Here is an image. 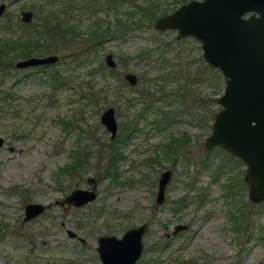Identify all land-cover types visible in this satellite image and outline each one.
<instances>
[{
    "label": "rangeland",
    "instance_id": "rangeland-1",
    "mask_svg": "<svg viewBox=\"0 0 264 264\" xmlns=\"http://www.w3.org/2000/svg\"><path fill=\"white\" fill-rule=\"evenodd\" d=\"M43 1L6 0L11 3L7 11L9 15L16 13L19 18L23 8L32 5L46 8L48 5H43ZM171 1L59 0L58 7L64 16L57 17H65L66 23L81 37H87L94 27L113 26L118 18L127 17L126 12L145 19L146 15L137 12L134 4L156 3L158 10L154 9L156 17L152 26L106 36L83 64L70 60L59 62L56 67L63 69L68 83L55 91L34 66L16 68L5 77V82L0 72V81L10 85L11 92L6 101L0 100V106L10 103L19 110L16 114L0 110V264H101L96 251L98 236H120L127 228L143 222L148 224L143 235V251L136 264H264V201H252L247 185L241 188V181L233 185V195L224 188L229 177L236 183L241 180L245 167L219 146L210 150L203 148L211 126L201 129L186 114L177 116L166 126L155 121L160 116L159 109L173 112L179 106L178 97L172 94L177 83L170 72L183 65L178 56L189 60L202 55L200 42L194 37L172 42L175 30L161 32L154 27V20L161 15L164 6L171 9ZM18 27L17 21L16 27L0 25V39L19 38L24 29ZM160 42H171V45L166 49L164 45L155 47ZM142 47L152 48L151 59L141 60L136 56ZM107 52H112L117 61L116 74L124 78L126 71H132L137 74L138 82L135 90L122 88L115 76H106L96 69V87L109 84L110 88L106 102L97 110L81 96L83 81L88 78V65L97 68L99 61L106 65ZM50 53L62 56L64 52L52 49ZM160 56L167 60L156 59ZM169 61L175 64H167ZM159 73L168 78L158 82L163 84L164 90L158 92L160 99L155 102L158 108L144 110L135 133L121 145L124 158L117 164V180H99L102 151L110 138L100 122L102 110L112 105L119 127L127 123L143 110L140 99L134 100L138 96L136 90L142 89L145 79L150 81L153 91L157 86L154 78ZM214 90V81L204 77L191 85L189 102L194 107L196 96L207 98L214 94L217 97L223 85L218 92ZM215 106L218 108L219 104ZM79 111L84 129L80 140L89 147L91 166L82 176L69 179L62 175L56 182L54 172L71 160L78 138L75 129H63L59 120L71 118ZM180 131H186L190 138L187 146L191 150V161L187 164L180 160L174 164L162 151L163 144ZM168 168L172 176L164 200L157 203V181ZM90 176L95 182L87 180ZM77 187L94 188L96 199L75 206L68 195ZM184 194L188 196L187 203L178 208L175 201ZM28 202L41 203L44 210L24 219ZM238 205L246 212L242 223L248 222L245 230L233 227L231 213H237ZM80 218L83 226L77 225ZM178 223L187 224V228L173 235ZM68 229L75 231L76 236H69Z\"/></svg>",
    "mask_w": 264,
    "mask_h": 264
},
{
    "label": "water",
    "instance_id": "water-1",
    "mask_svg": "<svg viewBox=\"0 0 264 264\" xmlns=\"http://www.w3.org/2000/svg\"><path fill=\"white\" fill-rule=\"evenodd\" d=\"M4 3H0V14ZM32 12L22 10L21 18L31 20ZM157 30L177 29V37L192 36L200 42L202 56L207 64L217 68L224 78L222 93L216 97L219 108L213 115L209 133L203 148L219 146L244 164L243 179L248 196L254 202L264 201V0H190L173 11L154 20ZM58 54L30 56L18 59L16 67L52 64ZM105 64L117 66L112 52L105 55ZM130 85L138 82L132 71L124 73ZM100 122L114 137L118 130L115 108L105 107ZM2 139L0 137V144ZM172 170L165 169L158 178L155 200L161 203ZM88 181L95 182L93 177ZM70 199L76 206L85 205L97 197L94 188L77 187L70 191ZM44 205L28 202L24 219L41 213ZM147 223L143 222L115 234H101L97 238L96 251L101 264H136L143 251V235ZM187 228L178 223L173 233ZM71 237L76 232L68 229ZM85 242L84 238H80Z\"/></svg>",
    "mask_w": 264,
    "mask_h": 264
},
{
    "label": "trees",
    "instance_id": "trees-1",
    "mask_svg": "<svg viewBox=\"0 0 264 264\" xmlns=\"http://www.w3.org/2000/svg\"><path fill=\"white\" fill-rule=\"evenodd\" d=\"M42 4L48 5L47 7L50 5V7L49 9H47V7L38 9L39 20L37 23L23 24L17 21V24L24 29L22 34L18 36L19 38L6 37L0 39V72H2L1 75L4 80L5 77L9 76L11 72L16 69L14 63L16 58H25L32 55L45 54L51 52L52 49L62 51L64 53L62 56H59V59L56 62L49 64L47 67H44L43 65L36 66V70L46 76V82L52 91L62 88L64 84L68 83L66 78L67 75L64 73L63 69L56 67L59 62L63 61V63H67L70 60L78 64H83V62L87 61L92 51L95 50L94 48H96L106 36L123 35L139 29L144 25L152 26L153 19L156 17L154 9L158 10L156 3H149L148 5L134 4L137 12H143L146 15V17H144L145 19H143V16L141 15L139 17H135L132 12H126L125 14L127 17L124 19L118 18L113 26L107 25L105 28L99 26L94 27L89 31L87 37H81L79 33L75 32L72 25L66 23L65 17H57V15L60 14L64 16L61 8L58 7L59 0H44ZM166 11L167 9L163 8L161 14ZM41 13L42 15H40ZM172 42H179V40H176L174 37ZM160 43L161 44H156L155 47L162 48L161 45H164L166 46V49L169 45H171V42H165L164 44H162V42ZM151 50L152 48L142 47L138 50V52H136V56L141 60L145 57L151 59ZM161 51L164 50L161 49ZM160 58L162 60H167V58L161 56L156 59ZM178 59V61L182 60L183 65H180V67L178 66L177 69H173L170 72L172 73L171 77L175 79L177 83V88L173 90L172 94H174L175 97H178L179 106L173 112H166L163 109H159L160 116L156 118L155 121L160 123L162 126H166L168 123L172 122L173 119L177 118V116L186 114L190 119H194L201 129H206L205 127L208 129L211 126L214 113L219 108H216L215 106L216 97L214 94L213 96H208L207 98H198L196 96L194 99L195 105L193 107V105L189 102L192 100V98H190L192 95L191 85L196 81L202 80L204 77L205 80L211 78L215 83L214 91L218 92L220 87L223 85L222 75L217 68L207 64L201 54L198 57L193 56L192 58H189V60H184L185 58L183 59L180 56H178ZM167 64L173 66L175 62L169 61ZM88 67V78L83 81L84 91L81 96L84 98L86 103H90L95 106L97 110L100 109L106 102L110 88L109 84L96 87V69L104 73L106 76L109 74L115 76L117 78L118 85L122 88H130L131 90H135L136 88L137 84L133 86L128 85L127 81L123 77L116 74V67L110 68L104 65L102 61L98 62L97 68L89 65ZM167 78H165V76L161 73L155 76V82L153 83L157 86L153 90L154 92L150 90V81L145 79L142 89L136 90L138 99L134 98V100L136 99L138 101L140 99V102L143 103V110L142 112H138L136 116L131 117L127 123H123L120 127L118 125V132L115 138H109V140L106 141L105 150L102 151L101 157L102 168L97 173L99 180H104L105 178H109L112 181L117 180V164L120 159L124 158L121 145L135 133L138 119L144 116L143 111L145 110L146 112V110L158 108V106L155 105L156 100L160 99L158 92L160 91L161 93L164 91L163 84L158 82L161 79L166 80ZM3 80H1L2 82L0 81V100L6 101V98L10 96L11 92L9 91L10 85H5V80L4 82ZM153 83H151V85H153ZM162 97L163 96H161V99ZM206 104L208 105V108H206ZM0 110L12 111L15 114L19 111L16 110V108L10 103H7L6 106H0ZM80 114L81 112L79 111L71 118L62 117L59 120L63 129H75L78 138H76L74 143L71 160L54 172L53 177L56 182L60 181L59 179L62 175L69 179L75 176H82L89 166H91L90 162H88L90 154L89 147L84 143L82 144L80 140L84 131L81 126L83 121ZM189 139V135L186 131H180L178 136H171L170 139L163 144V154L174 164L177 160H180L185 164L189 163L191 161V150L187 146ZM229 159L234 158L230 157ZM235 160L241 163L239 158L235 157ZM239 181H241V188L244 189L246 187V183L243 178L238 180L237 183L232 177L228 178L227 182L224 184V188L229 191V195H233L232 192L234 191V186H236V184L238 185ZM187 197L188 196L184 194L175 201L176 204H178V208L181 206L183 207V205L187 203ZM236 212V214L231 213V218L234 220L233 227L237 230L240 228H243L244 230L247 229L248 222L242 225L245 221L246 214L244 208H242L241 205H238ZM77 225L83 226L84 221L80 218V220L77 221Z\"/></svg>",
    "mask_w": 264,
    "mask_h": 264
},
{
    "label": "flooded vegetation",
    "instance_id": "flooded-vegetation-1",
    "mask_svg": "<svg viewBox=\"0 0 264 264\" xmlns=\"http://www.w3.org/2000/svg\"><path fill=\"white\" fill-rule=\"evenodd\" d=\"M188 1H190V0H184V1H181V0H172L169 4L171 5V9L169 10L168 8H167V11L165 12V13H163V14H161V15H164V14H166V13H168V12H171V11H173L176 7H178L179 5H181V4H184V3H186V2H188ZM0 3H4V8H3V10H2V12H1V14H0V25H4V26H7V27H16V21H18V22H20V23H25V24H31V23H37L38 22V20H39V16H38V9H39V7L37 8V6H34V5H32V6H30L31 8H23V9H21L20 10V12H19V18H16V13L15 14H11V15H9V13H8V11H7V9H8V7H9V5L11 4V3H9V2H6V0H0ZM176 4V5H175ZM164 8H166V6H164ZM22 10H30L31 12H32V17H31V20H29V21H24V20H22V18H21V11ZM161 15H159V16H161ZM17 19V20H16ZM19 29H20V26L18 27ZM19 29H18V31H19ZM167 30H175L176 31V35H175V39L176 40H179V39H182V38H185V37H191V36H185V37H182V38H178L177 37V29H166V30H161V31H167ZM16 36V35H15ZM47 54H50V52H48V53H45V54H40V55H32V56H43V55H47ZM30 57V56H29ZM26 58V57H25ZM19 59H22V58H19ZM58 59H59V56H58ZM18 60V59H17ZM16 60V61H17ZM15 61V62H16ZM44 66V67H47L49 64H39V65H34V67H36V66ZM16 66V65H15ZM16 68H18V67H16ZM222 75V74H221ZM222 78H223V76H222ZM224 85H225V82H224V78H223V88H224ZM223 91V90H222ZM217 103V102H216ZM213 120V119H212ZM117 132H118V130H117ZM117 134V133H116ZM116 136V135H115ZM115 136L114 137H110V138H115ZM226 151V150H225ZM227 152V151H226ZM228 153V152H227ZM229 154V153H228ZM230 155V154H229ZM234 157V156H233ZM237 158V157H236ZM240 159V158H239ZM241 160V159H240ZM241 164L244 166V164H243V162H242V160H241ZM245 169V168H244ZM171 176H172V174H171ZM160 177V176H159ZM171 179V178H170ZM170 181V180H169ZM158 182V181H157ZM169 183V182H168ZM157 187H158V183H157ZM165 192H166V189H165ZM68 199H69V201L71 202L72 200L70 199V197H69V195H68ZM73 202V201H72ZM76 206V205H75ZM25 216V215H24ZM32 218V217H31ZM30 219V218H29ZM147 224H148V222H146ZM186 229V228H185ZM146 230H147V228H146ZM174 230V229H173ZM181 230V229H180ZM179 231V230H178ZM177 231V232H178ZM146 232V231H145ZM176 232V233H177ZM176 233H173V231H172V234L173 235H175ZM167 236H169V234H167ZM141 257V256H140ZM139 260V259H138ZM137 260V261H138Z\"/></svg>",
    "mask_w": 264,
    "mask_h": 264
},
{
    "label": "bare ground",
    "instance_id": "bare-ground-1",
    "mask_svg": "<svg viewBox=\"0 0 264 264\" xmlns=\"http://www.w3.org/2000/svg\"><path fill=\"white\" fill-rule=\"evenodd\" d=\"M7 174V173H6ZM7 176V175H6ZM220 257V256H219ZM263 263V262H262Z\"/></svg>",
    "mask_w": 264,
    "mask_h": 264
}]
</instances>
